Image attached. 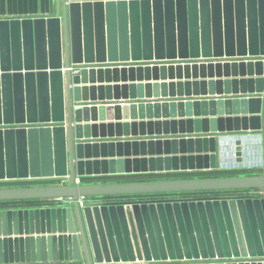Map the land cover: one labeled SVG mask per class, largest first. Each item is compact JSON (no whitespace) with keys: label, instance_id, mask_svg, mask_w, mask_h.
<instances>
[{"label":"water","instance_id":"1","mask_svg":"<svg viewBox=\"0 0 264 264\" xmlns=\"http://www.w3.org/2000/svg\"><path fill=\"white\" fill-rule=\"evenodd\" d=\"M55 5L0 19V185L54 183L0 187V264L264 256V173L88 182L223 167L176 134L259 133L264 158V0Z\"/></svg>","mask_w":264,"mask_h":264},{"label":"crops","instance_id":"2","mask_svg":"<svg viewBox=\"0 0 264 264\" xmlns=\"http://www.w3.org/2000/svg\"><path fill=\"white\" fill-rule=\"evenodd\" d=\"M55 0H0V19L12 18H36V17H49L55 12ZM176 80V79H175ZM121 83V82H120ZM91 83H88L90 85ZM96 85L98 83H95ZM106 84V83H105ZM114 84V83H111ZM196 98V97H191ZM125 100L111 101L123 102ZM127 100L126 102H131ZM140 101V100H138ZM146 101V100H145ZM196 118V117H192ZM139 119H137L138 121ZM147 120V119H145ZM108 121H105L107 123ZM113 123L117 121H112ZM121 123L126 122L122 119ZM128 122H131L128 121ZM203 128V125H201ZM217 135V147H220L219 141L222 143V152L224 154L222 159V168L214 171H188V172H167V173H154V174H141V175H110L95 177L89 180L90 183L98 182H119V181H139V180H153V179H175V178H196V177H212V176H230V175H246V174H263L264 173V158L262 153V142L259 133H235V132H199L193 134H176L172 135L177 137L182 136H205ZM238 135L243 139L244 143V160L241 163L236 162L234 153L230 149L232 139ZM168 135V137H172ZM152 137H167L163 136H139V137H125L126 139L133 138H152ZM219 140V141H218ZM255 171H254V170Z\"/></svg>","mask_w":264,"mask_h":264},{"label":"built area","instance_id":"3","mask_svg":"<svg viewBox=\"0 0 264 264\" xmlns=\"http://www.w3.org/2000/svg\"><path fill=\"white\" fill-rule=\"evenodd\" d=\"M71 70L74 72H77L76 67H71ZM77 182H79V179H77ZM93 198L91 197H59L51 200L53 202L54 206H72L74 204H79L80 207H84L86 203L92 202ZM252 262H264V256H256V257H215V258H191V259H176V260H135V261H128L123 262L121 264H228V263H252ZM50 264V263H47Z\"/></svg>","mask_w":264,"mask_h":264},{"label":"rangeland","instance_id":"4","mask_svg":"<svg viewBox=\"0 0 264 264\" xmlns=\"http://www.w3.org/2000/svg\"><path fill=\"white\" fill-rule=\"evenodd\" d=\"M48 184H54V183H47V182L21 183V184H14V185H0V187H4V186H36V185H48Z\"/></svg>","mask_w":264,"mask_h":264}]
</instances>
